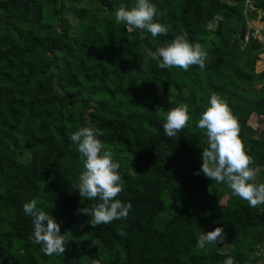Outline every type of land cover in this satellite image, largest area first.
<instances>
[{"label": "trees", "instance_id": "obj_1", "mask_svg": "<svg viewBox=\"0 0 264 264\" xmlns=\"http://www.w3.org/2000/svg\"><path fill=\"white\" fill-rule=\"evenodd\" d=\"M26 1L0 0V264H223L228 257L247 264L260 257L264 205L250 207L235 194L222 205L232 190L195 173L208 147L197 123L216 94L237 118L256 182L264 183V125L249 123L253 115L264 123V88H252L260 52L249 59L263 43L244 41L247 18L264 0H251L255 9L246 12V0H152L159 22L170 26L158 37L116 23L115 11L135 0ZM69 13L78 17L73 32ZM216 19L204 68L158 67V48L181 35L202 45ZM130 64L137 72L125 81L120 69ZM185 102L188 126L168 137L166 114ZM84 126L101 130L104 149L121 165L117 199L131 202L127 219L93 227L77 214L100 202L82 201L77 189L83 161L70 137ZM136 135H143L138 144ZM32 199L61 224L63 255H45L32 239L23 210ZM218 226L227 233L220 243L200 248L189 239Z\"/></svg>", "mask_w": 264, "mask_h": 264}, {"label": "clouds", "instance_id": "obj_2", "mask_svg": "<svg viewBox=\"0 0 264 264\" xmlns=\"http://www.w3.org/2000/svg\"><path fill=\"white\" fill-rule=\"evenodd\" d=\"M114 15L116 23L125 24L128 31L139 29L158 37L167 35L170 30L169 25L159 22L160 12L152 0H135L130 9L121 5ZM206 57L207 52L199 42L191 43L182 35L152 54L154 60H161L158 64L160 69L179 67L185 71L192 65L204 68ZM190 119L189 105L185 102L167 112L163 130L168 137H175L188 126ZM197 127L206 130L208 147L202 149L203 163L195 174L203 173L212 181L226 184L235 195L247 201L250 207L264 205V183L256 182V170L251 167L253 158L245 149L238 120L228 102L212 94L209 106L199 118ZM101 135L103 133L100 129L84 126L70 137L83 161L84 170L77 185L81 200L91 198L100 201L92 207L77 209V214H87L90 217L87 223L93 227L127 219L132 208L131 202L125 203L117 199L124 187L119 171L121 165L114 161L115 154L111 150L104 149L98 138ZM23 210L32 218V239L42 245L41 251L48 256L63 255L66 249L65 236L61 234V224L57 219L38 207L36 199L25 202ZM118 234L124 235V232L118 230ZM226 236L224 228L218 226L215 230L200 235L197 246L204 248L220 243ZM92 264H101V261L94 259ZM223 264H234V260L228 257Z\"/></svg>", "mask_w": 264, "mask_h": 264}, {"label": "rangeland", "instance_id": "obj_3", "mask_svg": "<svg viewBox=\"0 0 264 264\" xmlns=\"http://www.w3.org/2000/svg\"><path fill=\"white\" fill-rule=\"evenodd\" d=\"M81 11H82L81 8H79L77 10L78 15H81ZM52 17H53L52 15L49 16V18H52ZM67 18L70 21V32H73L75 30V25L78 22V17H76L75 14L69 13V14H67ZM210 26H211L212 31L210 33H208V34H203L202 35L204 37V42L202 43V47L204 49L207 48V47H210L212 45L211 42L214 39H216L214 32L219 27V20L218 19L214 20L213 22L210 23ZM140 51H141V53H144V49L142 47H141ZM254 67H255V73L253 75V78H254L253 79L254 80V84L253 85L254 86H252V88H255V89L264 88V65L261 64V60H260L259 57L256 60ZM120 70L122 72V75H123L125 81L128 80V78L130 77V75L132 74L133 71L137 72L136 69L134 68V66L131 65V64L121 68ZM199 98L201 99V96ZM56 107L57 106L54 103H51V110L52 111L56 112ZM154 110H155V108H150V109H148V112L149 113H153V112H155ZM249 123L253 127H259V128L263 127V125H264V123L256 115L255 116L254 115L251 116V118L249 120ZM240 137L242 139V130L241 129H240ZM142 138H143V135H136L134 138H132V142L133 143L136 142L135 144H138L141 141ZM231 194H234V193L231 191L229 194L223 196L221 198V200H220V204L224 205L226 199ZM120 196L123 197L122 193H120ZM203 233H206V232L205 231H201V232L195 233L192 236H190L189 239L192 242H194V244H196V246H197L198 238ZM91 246H92V241H83L82 243H80V247L83 250H89V249H91ZM220 250L221 251L228 250L227 244H223V246L220 248ZM90 253L93 254L92 250H90ZM259 253H260V257L252 258L247 264H264V251H262V253L261 252H259Z\"/></svg>", "mask_w": 264, "mask_h": 264}, {"label": "built area", "instance_id": "obj_4", "mask_svg": "<svg viewBox=\"0 0 264 264\" xmlns=\"http://www.w3.org/2000/svg\"><path fill=\"white\" fill-rule=\"evenodd\" d=\"M245 12L247 10H254L255 7L251 0L245 2ZM255 21L247 18V30L244 35V41L247 42L249 38H254L263 43L264 46V8L257 10ZM261 64L264 65V52L259 54Z\"/></svg>", "mask_w": 264, "mask_h": 264}, {"label": "water", "instance_id": "obj_5", "mask_svg": "<svg viewBox=\"0 0 264 264\" xmlns=\"http://www.w3.org/2000/svg\"><path fill=\"white\" fill-rule=\"evenodd\" d=\"M27 3H28V0L25 2V6L24 7H26ZM25 11H26V9L24 10V13H25ZM259 52H261V53L264 52V46H261L260 48L252 49L251 50V52H250V58H249L250 59V62H253L255 60V54L256 53H259Z\"/></svg>", "mask_w": 264, "mask_h": 264}, {"label": "crops", "instance_id": "obj_6", "mask_svg": "<svg viewBox=\"0 0 264 264\" xmlns=\"http://www.w3.org/2000/svg\"><path fill=\"white\" fill-rule=\"evenodd\" d=\"M251 21H255L256 19L255 18H249Z\"/></svg>", "mask_w": 264, "mask_h": 264}]
</instances>
